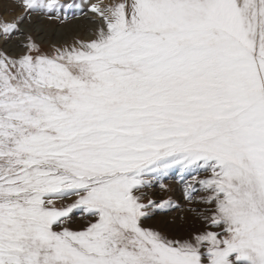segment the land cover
<instances>
[{"label":"snow or ice","instance_id":"1","mask_svg":"<svg viewBox=\"0 0 264 264\" xmlns=\"http://www.w3.org/2000/svg\"><path fill=\"white\" fill-rule=\"evenodd\" d=\"M0 264H264V0H0Z\"/></svg>","mask_w":264,"mask_h":264},{"label":"rangeland","instance_id":"2","mask_svg":"<svg viewBox=\"0 0 264 264\" xmlns=\"http://www.w3.org/2000/svg\"><path fill=\"white\" fill-rule=\"evenodd\" d=\"M67 2H68V3H72L73 0H67ZM76 2H77V3H80V2H82V0H76ZM83 2H87V0H83ZM92 2H96V0H92ZM69 15H72V14L69 13ZM89 15H91V14H89ZM79 17H81V16H79V15L77 14L73 19H75V18H79ZM71 20H72V19H71ZM71 20L68 21L67 23L63 24V25H61V24H55V25H48V27L55 28V29L57 30V29H59L60 27H63L64 25L68 26L67 24H68V23L70 24ZM85 21L87 22V24H88L89 26L87 25L86 27H81V26H80L81 23H79V24L73 23L72 25L70 24L69 26L74 27V28H72L73 33H72L71 35H70L69 33H68V34H64V36L67 37V38H69V39H70L72 36H74V35H80V36H82V37H84V38H89V37L91 36V33H90V31H88V29H90L91 27H93V25L91 24V22H90L88 19H86ZM66 31H68V30H66ZM10 46H11V45H10ZM11 47H12V46H11ZM11 47H10V48H11Z\"/></svg>","mask_w":264,"mask_h":264},{"label":"bare ground","instance_id":"3","mask_svg":"<svg viewBox=\"0 0 264 264\" xmlns=\"http://www.w3.org/2000/svg\"><path fill=\"white\" fill-rule=\"evenodd\" d=\"M85 20H86V18H84V17L75 18V19L71 20L70 24L72 25L73 23H76V24L81 23V25H80L81 27H86L88 24ZM70 24L68 23L67 24L68 26L64 25L63 27H60L56 31L62 35L68 34V33L71 35L73 33L72 28H74V27L69 26ZM66 30H68V31H66ZM9 47H11V46H9Z\"/></svg>","mask_w":264,"mask_h":264}]
</instances>
